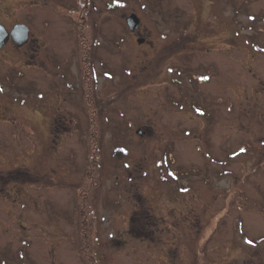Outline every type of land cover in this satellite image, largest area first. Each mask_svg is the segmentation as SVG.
Wrapping results in <instances>:
<instances>
[{"label":"rangeland","instance_id":"1","mask_svg":"<svg viewBox=\"0 0 264 264\" xmlns=\"http://www.w3.org/2000/svg\"><path fill=\"white\" fill-rule=\"evenodd\" d=\"M86 3L0 0V264H264V0Z\"/></svg>","mask_w":264,"mask_h":264},{"label":"flooded vegetation","instance_id":"2","mask_svg":"<svg viewBox=\"0 0 264 264\" xmlns=\"http://www.w3.org/2000/svg\"><path fill=\"white\" fill-rule=\"evenodd\" d=\"M79 2H81V4H82V6L81 7H88V5H87V3H86V0H78ZM9 6V5H8ZM7 6V7H8ZM3 9V8H2ZM2 9H0V11H3ZM85 9V8H84ZM85 10H87V9H85ZM76 12V11H75ZM3 15V14H2ZM86 16H88L87 14L86 15H82L81 17H86ZM127 20V19H126ZM27 21H29V20H25V21H22V22H15V23H13L12 24V26L10 27L9 26V24H8V22L7 21H5V19H3L2 17H1V14H0V51H2V50H5L6 48H8L11 44L14 46L15 45V47H21V46H23L24 48H27V46H29V45H33L34 47H35V51L36 52H41V50H45L46 51V47H40V46H37V45H34L35 44V41H34V39H33V33H32V27H31V25L27 22ZM18 24H23V25H26L28 28H29V34L27 35V37L25 38L26 40H25V43L24 44H22V45H19V44H17V42H16V40H15V37H14V35H13V31H14V29H15V27L18 25ZM141 29H142V25H141V22H140V26H139V28H138V30L136 31V32H132L133 34H135V35H137V36H139L140 35V33H141ZM141 40H143V39H141ZM144 41V40H143ZM47 48H49V47H47ZM44 65H46L47 63H43ZM40 68L44 71V72H46L45 70V68H46V66H40ZM55 76H56V78H55V82L53 81V79H51V81H50V83H47V84H50L49 85V89H48V93H44L43 94V92H41L42 93V95H40V97H41V99H40V101H43L46 97L48 98V100H49V102L47 103L48 104V108L47 109H42V112H39V116H40V119L42 120V119H44L43 117H44V115H46V114H48L49 113V117H51L50 118V124L48 125V126H43V127H37L38 128V130H41L44 134H45V140H48L49 138H50V135H56V134H61V133H63V132H65V131H72L75 127H77V126H73V125H71V126H68V125H64V126H60V127H58V126H55V125H52V123H54V121L56 120V117H57V119L59 120V117L58 116H55V115H53V117L51 116L52 114H50L51 112H52V109L54 108V106H51V104H50V102L51 101H54L52 98H55V99H57L58 97H61V99L62 98H64L63 99V101L65 102H70V108H68L69 109V111H67V112H65V113H67L68 114V116L69 117H73V118H75V116L74 115H77V113H78V111H79V109H78V105H77V100L79 99V86H80V81H82V79L81 78H79L78 76H76V75H74V77H72L70 80H69V82H70V84H71V86L73 87L71 90H68V89H65L64 91H62V92H60L59 91V86L61 85V83H62V80L61 79H58L57 78V75L55 74ZM83 83L84 84H82L81 85V88H82V96L83 95H85V99L87 100V101H89V93H90V87H88L89 85H90V81L88 80V81H86V84H85V82L83 81ZM93 87V86H92ZM91 87V88H92ZM0 89H2V91H3V86H2V84H1V82H0ZM2 91H0V92H2ZM42 91H44V90H42ZM45 92V91H44ZM3 96H5V93H4V95ZM58 100V99H57ZM61 104H62V102L61 103H59V106H61ZM56 105H57V107L59 108V106H58V104L56 103ZM59 110L61 111V112H63L62 110H61V108H59ZM82 110V109H81ZM57 112H59V111H57ZM60 112V113H61ZM86 112H87V114L89 115V111H87L86 110ZM59 115V114H58ZM61 115H63L62 113L59 115V116H61ZM46 117V116H45ZM55 118V119H54ZM54 119V120H53ZM78 128V127H77ZM0 129H1V131L2 132H7V131H9L8 129V127L7 126H4V127H0ZM11 132H16L15 131V128L14 127H11ZM49 135V136H48ZM55 141V143L57 142V139L56 138H53L52 137V142H54ZM47 142V141H46ZM53 144V143H52ZM53 147H54V149H55V144H53ZM52 148V147H51ZM53 149V148H52ZM48 150H49V148H48ZM51 152L53 153L54 151H52L51 150ZM15 154H17V153H15ZM54 154H55V152H54ZM11 155V154H10ZM56 156V155H55ZM53 161H56V163L58 162L59 163V165L61 166V167H63L62 166V164L60 163V161H61V156H59V158H57V157H55L54 159H53ZM39 170H37V172H42L43 171V168H41V167H39L38 168ZM57 169H54L53 168V172L54 173H52V174H48V173H45L46 172V170H45V179L46 180H48L49 182H51V181H54L55 183H58V181L61 179V178H59V180H57L56 179V177H58L60 174L58 173L57 174ZM31 174L33 175H35V173H34V171H32V172H30L29 173V175L28 176H31ZM49 175V176H48Z\"/></svg>","mask_w":264,"mask_h":264},{"label":"water","instance_id":"3","mask_svg":"<svg viewBox=\"0 0 264 264\" xmlns=\"http://www.w3.org/2000/svg\"><path fill=\"white\" fill-rule=\"evenodd\" d=\"M127 23L131 31H137L140 26V19L136 14H132L128 19ZM29 28L26 25L19 24L15 27L14 31L12 32L17 44L22 45L25 43V38L29 34ZM141 42V40H139ZM138 134H142V131H138Z\"/></svg>","mask_w":264,"mask_h":264},{"label":"snow or ice","instance_id":"4","mask_svg":"<svg viewBox=\"0 0 264 264\" xmlns=\"http://www.w3.org/2000/svg\"><path fill=\"white\" fill-rule=\"evenodd\" d=\"M243 151V150H242Z\"/></svg>","mask_w":264,"mask_h":264}]
</instances>
